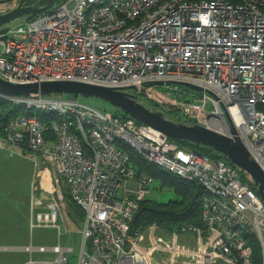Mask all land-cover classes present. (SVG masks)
<instances>
[{
	"label": "built area",
	"instance_id": "2783aa9c",
	"mask_svg": "<svg viewBox=\"0 0 264 264\" xmlns=\"http://www.w3.org/2000/svg\"><path fill=\"white\" fill-rule=\"evenodd\" d=\"M0 77L81 81L152 99L195 124L237 135L264 171V0H58L24 24L0 30ZM181 82L201 90L188 86L193 92L175 99L153 91L163 84L178 92ZM0 99L24 110L5 118L0 103V149L46 156L41 163L64 179L85 217L75 261L69 256L75 247L58 243L25 246L54 253L26 264H162L140 249L143 231H131L154 179L139 175L123 145L204 188L199 222L183 221L180 233L156 241L171 253L169 264L179 253L192 255L189 264H264V199L229 159L184 148L117 109L69 97ZM47 204L36 225L61 232V204L55 198ZM178 233L206 242L186 248Z\"/></svg>",
	"mask_w": 264,
	"mask_h": 264
},
{
	"label": "rangeland",
	"instance_id": "374dc122",
	"mask_svg": "<svg viewBox=\"0 0 264 264\" xmlns=\"http://www.w3.org/2000/svg\"><path fill=\"white\" fill-rule=\"evenodd\" d=\"M18 2L19 0L17 2H15V0H7L5 3L1 4L0 12L11 9L16 6ZM27 18V16H23L15 19L0 27V30H12L18 25L24 24ZM153 91L158 94L160 93L161 97L167 99H175L180 96L190 95V93L193 92V90L185 84L178 85V92L166 88L163 84L154 86ZM70 95V93L67 94L58 92L51 94V96L63 98H68ZM77 99L89 105H93L102 111H115L117 109L109 101L99 97L79 94ZM138 101L143 103L149 109L161 112L163 111L165 116L169 119L183 122L184 124L187 123L189 125L195 124L191 119L183 117L179 112L171 113L167 109L163 107L161 108L156 105L152 99L148 100L147 98L139 96ZM183 146L184 148H192V146L188 143L183 144ZM200 146L204 149L211 150V153H214L215 155L214 158H224L228 160L224 153H220L214 148L203 144H200ZM43 157L47 159L46 156H43L35 151H22L12 146L0 149V264H24V262L29 260L31 257V253L23 248L26 244H32L34 246H53L58 243L62 245L69 244L75 247L74 253L69 254V256H71V260L75 261L77 259V251L82 243L81 231L83 228L84 217H82V211L80 208L74 209L68 206L67 198H69V194L64 183L59 176L57 177L54 169L49 163H41V159ZM240 171L245 181L253 182L251 174L242 169H240ZM138 173L139 175H149L154 179L150 187L151 192L146 199L152 201L156 200L157 202H166L169 199L177 198L176 192L169 184L162 185L160 179L153 177L146 170ZM58 178H60L59 183L56 181ZM36 184L37 189L38 187L40 188V192L44 191L42 194L40 193L45 196L44 201L48 203L51 198H55L61 204L57 222L61 227V232H59L57 227L36 225L37 212L42 208L34 207V203L31 208L33 216L31 219L35 223V226L29 229L20 227L27 221L30 199L32 198L33 200L34 195L36 196L38 194V192L34 191ZM54 186H57V191L53 194L52 190ZM65 204L69 207V211L71 212L70 217L73 223L69 220V224L66 222ZM13 224L15 227L12 226ZM179 226L180 224L175 227H170L168 225L165 226L157 221L143 222L135 228L143 231V239L139 242L140 249H145L146 251H142L146 254L149 251V255H151L153 260H159L162 264H169L171 261V253L169 251L165 252V249H159L156 241L160 237H164L166 241L169 240L173 233L179 232ZM153 240L155 241L156 246L155 244L153 245ZM177 242L186 248L195 247L199 249L203 247L206 239L203 237H196L193 234L182 233L179 234ZM50 255L51 253L48 251H36L32 254L34 259H40ZM175 260L176 264H189L192 262V255L179 253L175 256Z\"/></svg>",
	"mask_w": 264,
	"mask_h": 264
},
{
	"label": "water",
	"instance_id": "95a60500",
	"mask_svg": "<svg viewBox=\"0 0 264 264\" xmlns=\"http://www.w3.org/2000/svg\"><path fill=\"white\" fill-rule=\"evenodd\" d=\"M57 1L19 0L16 6L0 12V27L23 16L40 14L50 9ZM180 84L201 90V87L187 82H181ZM56 92L70 93L69 98L72 99H77L79 94L106 99L125 115H129L137 121L154 126L174 140L189 141L197 145L203 144L214 148L220 153H224L232 164L240 166L242 170L251 174L253 182L258 187L260 196L264 199V171L259 163H256L246 145H244L243 141L237 135L231 138L198 123L189 125L169 119L163 111L149 109L129 93L115 87L71 80L18 83L0 77V94L2 95L32 98L40 95L51 96V94ZM231 129L232 132L237 133V129L233 124Z\"/></svg>",
	"mask_w": 264,
	"mask_h": 264
},
{
	"label": "trees",
	"instance_id": "16d2710c",
	"mask_svg": "<svg viewBox=\"0 0 264 264\" xmlns=\"http://www.w3.org/2000/svg\"><path fill=\"white\" fill-rule=\"evenodd\" d=\"M36 16V14H32L27 16L28 19H32ZM3 30V29H2ZM0 103L3 104L5 115L7 118L9 113L17 114L22 113L24 110L22 109H12V105L0 99ZM118 110V109H117ZM122 112L121 110H119ZM125 117L127 115H124ZM182 144H190L192 149L197 152L204 153L208 156L215 157L214 153H211V150L204 149L200 146V144H195L189 141H183L179 139H175ZM125 150L129 152L132 157V162L137 168L138 172L146 170L153 177L160 179L161 184H169L172 189L176 192L177 198L169 199L166 202H157L156 200H148L144 199L141 202L139 211L137 216L132 221L131 226L132 230L138 227V225L143 222H155L175 227L178 226L183 221L198 223L200 220L201 212H200V196L203 193L204 188H202L201 184L195 181H186L178 176H174L172 174L167 173L166 171H161L156 167L153 163L146 161L141 155H139L132 147L129 145H123ZM244 178V177H243ZM65 185V188L69 194L67 184L64 182V179H61ZM251 186L255 190H257V186L254 182H249ZM67 203L70 208L78 209L81 207L76 205V203L71 200V194H69V198H67ZM82 211V217H84V212ZM85 219V217H84ZM258 248H256V256L259 260L258 256ZM259 262H257L258 264Z\"/></svg>",
	"mask_w": 264,
	"mask_h": 264
},
{
	"label": "crops",
	"instance_id": "0c3cea01",
	"mask_svg": "<svg viewBox=\"0 0 264 264\" xmlns=\"http://www.w3.org/2000/svg\"><path fill=\"white\" fill-rule=\"evenodd\" d=\"M34 191H36V192H38V194L35 196L34 195V197H33V200H32V198L30 199V201H29V205H28V215H27V221L26 222H24V225H21L20 227H25L26 229H29V228H31V227H33V226H35L34 224V222L32 221V211H31V208H32V205H33V203L35 204L34 205V207H39V208H42V209H40L38 212H37V214L39 213V212H47L48 211V204H47V202L46 201H44V197L45 196H43V195H41L44 191H41L40 192V188L38 187V189H37V184H36V186H35V188H34ZM69 191V190H68ZM41 193V194H40ZM65 206H66V204H65ZM65 214V213H64ZM66 216V218H67V224H69V221L70 222H72V219H71V217H70V215H71V212L69 211V207L68 206H66V214H65ZM36 218H37V216H36ZM66 218H65V220H66ZM69 220V221H68ZM73 223V222H72ZM12 226H14V224L12 225ZM15 227V226H14ZM27 245H32V244H26L25 246H27ZM25 246H23V248L25 247ZM30 252V251H29ZM34 252H36V251H33V252H30L31 253V257L30 258H33V256H32V254L34 253ZM51 253V255L50 256H47V257H52V256H54V253H52V252H50ZM30 258H29V260H30ZM43 258H45V257H43ZM36 259V258H35ZM40 259H42V258H40ZM29 260H27V261H25L24 262V264H26Z\"/></svg>",
	"mask_w": 264,
	"mask_h": 264
},
{
	"label": "bare ground",
	"instance_id": "6f19581e",
	"mask_svg": "<svg viewBox=\"0 0 264 264\" xmlns=\"http://www.w3.org/2000/svg\"><path fill=\"white\" fill-rule=\"evenodd\" d=\"M194 123V122H193ZM72 200V199H71ZM77 205V204H76Z\"/></svg>",
	"mask_w": 264,
	"mask_h": 264
}]
</instances>
